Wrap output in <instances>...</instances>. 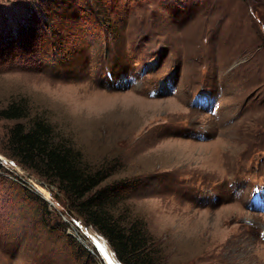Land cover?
Returning <instances> with one entry per match:
<instances>
[{"label": "rangeland", "instance_id": "1", "mask_svg": "<svg viewBox=\"0 0 264 264\" xmlns=\"http://www.w3.org/2000/svg\"><path fill=\"white\" fill-rule=\"evenodd\" d=\"M39 3L0 0V31L26 4L44 31L0 65V109L27 98L114 165L167 264H264V0H69L49 18ZM10 125L0 264H122L3 152Z\"/></svg>", "mask_w": 264, "mask_h": 264}, {"label": "trees", "instance_id": "2", "mask_svg": "<svg viewBox=\"0 0 264 264\" xmlns=\"http://www.w3.org/2000/svg\"><path fill=\"white\" fill-rule=\"evenodd\" d=\"M68 1L40 0V11L49 18L55 4ZM38 19L32 4L15 11L12 26L7 18L6 29L0 31V65L12 62L21 49L31 51L42 38L43 28L33 24ZM0 118L11 121L3 152L56 187L68 213L97 229L122 264H167L145 217L124 203L126 182L113 177L114 165L89 160L73 138L27 98L9 102L0 109Z\"/></svg>", "mask_w": 264, "mask_h": 264}, {"label": "bare ground", "instance_id": "3", "mask_svg": "<svg viewBox=\"0 0 264 264\" xmlns=\"http://www.w3.org/2000/svg\"><path fill=\"white\" fill-rule=\"evenodd\" d=\"M107 246V245H106ZM107 250H105V253H106V255H107V258L109 259V260H111V258H115V255H114V251L111 249V248H109L108 246H107ZM113 264V263H112Z\"/></svg>", "mask_w": 264, "mask_h": 264}]
</instances>
